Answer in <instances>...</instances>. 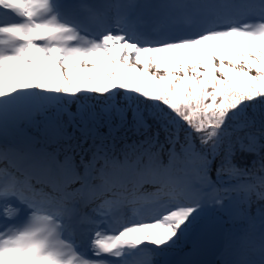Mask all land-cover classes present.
Masks as SVG:
<instances>
[{"label":"snow or ice","instance_id":"6c2138e0","mask_svg":"<svg viewBox=\"0 0 264 264\" xmlns=\"http://www.w3.org/2000/svg\"><path fill=\"white\" fill-rule=\"evenodd\" d=\"M101 113L131 115L122 159ZM256 201L264 0H0V264H204L225 214L247 228L223 264H264Z\"/></svg>","mask_w":264,"mask_h":264},{"label":"trees","instance_id":"16d2710c","mask_svg":"<svg viewBox=\"0 0 264 264\" xmlns=\"http://www.w3.org/2000/svg\"><path fill=\"white\" fill-rule=\"evenodd\" d=\"M74 111V109H73ZM260 113H256V127H260ZM129 125L131 123V115L128 116ZM96 131L99 137L104 139V142L108 143L110 141L116 142L114 146V151L119 157L120 155V147H124L122 153L126 151H130V149L127 147L128 145H131L133 141H137L140 137L135 135L131 130H129V125H121V121L119 117L113 115L111 118L108 116H105L104 114H98L96 121H94ZM236 123V122H233ZM69 130V129H68ZM125 130L126 132H121ZM105 131V132H102ZM108 131V132H107ZM115 131V132H114ZM69 132H72V129L69 130ZM76 136L78 138H81L80 132L77 131ZM121 134H125L126 136L121 137ZM163 138V133L161 134V139ZM92 139L87 140L85 142L84 147L87 148L91 143ZM75 158H79V155H76ZM252 159H255L254 157ZM235 162L240 165L241 167L245 166L246 164H250L251 160L248 158L247 154L237 152L236 160ZM261 173L257 172V175H260ZM260 202L256 201L255 203ZM254 203V204H255Z\"/></svg>","mask_w":264,"mask_h":264},{"label":"water","instance_id":"95a60500","mask_svg":"<svg viewBox=\"0 0 264 264\" xmlns=\"http://www.w3.org/2000/svg\"><path fill=\"white\" fill-rule=\"evenodd\" d=\"M224 235L225 227L223 223L217 218L210 219L196 241V255L194 258L203 261L204 264H215L216 258L223 249ZM174 259L180 260L183 258L178 253Z\"/></svg>","mask_w":264,"mask_h":264},{"label":"rangeland","instance_id":"374dc122","mask_svg":"<svg viewBox=\"0 0 264 264\" xmlns=\"http://www.w3.org/2000/svg\"><path fill=\"white\" fill-rule=\"evenodd\" d=\"M65 118V117H64ZM94 124H95V122H93ZM108 132V131H107ZM93 143V142H92ZM91 143V144H92ZM96 143L97 144H99L100 143V139H97L96 140ZM90 144V145H91ZM89 145V146H90ZM88 146V147H89ZM87 147V148H88ZM85 155V159L86 160H88V159H90L91 158V152H88V153H85L84 154ZM60 159L61 160H63V155L60 157ZM260 205H263L264 203H262V202H260L259 203ZM253 209H254V207H252V209H251V213H253ZM260 209H262L261 207H260ZM264 210V209H263ZM220 218H222L224 221H225V223L227 224V226H228V230H233L234 232L236 231V230H238L241 226H242V228L243 227H245V225H246V228H247V222L246 221H244V220H241V219H239V218H231V217H229L227 214H225V215H223V216H221ZM259 218H260V213L257 215V216H255V219L257 220V222L259 221ZM228 232V231H227ZM234 232H231V234L228 232L227 233V242H226V246L228 245V244H230V243H233V242H236V241H238L239 240V238H237L236 236H235V233ZM225 246V247H226ZM224 259H225V257H224V254L221 256V258L217 261V264H223V261H224Z\"/></svg>","mask_w":264,"mask_h":264}]
</instances>
